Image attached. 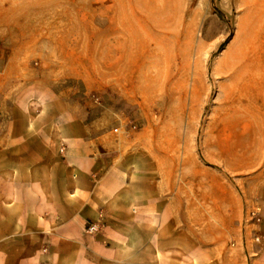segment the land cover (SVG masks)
I'll return each instance as SVG.
<instances>
[{
    "label": "rangeland",
    "instance_id": "obj_1",
    "mask_svg": "<svg viewBox=\"0 0 264 264\" xmlns=\"http://www.w3.org/2000/svg\"><path fill=\"white\" fill-rule=\"evenodd\" d=\"M8 2L12 31L0 33V186L9 180L13 197L3 191L0 215L13 217L14 236L0 237V264H43L48 239L29 229L49 218L56 190L48 171L95 144L121 148L125 170L148 176L170 203L160 213L177 220L152 223L155 264L253 263L264 244V185L247 183L253 171L240 168L241 159L221 155L238 146L221 134L233 118L222 63L247 69V57L260 59L264 12L242 21L250 0ZM252 207L259 223L248 216ZM91 223L99 228L87 234ZM106 226L88 221L64 247L74 239L89 247ZM126 250L99 256L88 248L86 259L139 264L133 244Z\"/></svg>",
    "mask_w": 264,
    "mask_h": 264
},
{
    "label": "crops",
    "instance_id": "obj_2",
    "mask_svg": "<svg viewBox=\"0 0 264 264\" xmlns=\"http://www.w3.org/2000/svg\"><path fill=\"white\" fill-rule=\"evenodd\" d=\"M249 3L250 12L242 21L254 10L264 12V0H250ZM11 10L8 0H0V33L12 31L7 20ZM222 58L223 62L224 55ZM247 58V69L241 61L235 65V60L221 64L224 72H230L225 86L233 103L230 111L233 118L230 123L221 124V134L238 143L228 155H221L241 159L238 161L240 168L248 173L253 171L247 183L262 179L264 185V54L259 56L260 59L254 55L253 59ZM244 84L249 90L242 89ZM120 152L118 147L103 151L95 144L93 148L86 147L78 158L69 156L66 161L70 163L64 167L55 166L48 171L53 174L52 182L48 184L56 190L53 199L48 201L49 218L36 221L29 229L31 234L48 239L49 245L42 251L43 264H95L86 259L88 248L99 256H115L127 252L132 244L139 264L156 263L152 223L174 222L177 218L170 212L160 213V208L166 206L169 210L170 207L163 190L160 192L153 183L147 182L148 176L144 177L137 169L125 170ZM2 185L0 199L4 198L3 191L13 197V184L7 180ZM258 204L264 236V196ZM3 217L0 215V221L6 223V229H0V237L11 238L14 236V219L10 215ZM98 219L107 226L99 238L87 239L89 247L75 239L66 242L67 249L64 247L67 238L80 236L86 222ZM256 253L257 258L251 264H264V244ZM238 264L244 263L239 261Z\"/></svg>",
    "mask_w": 264,
    "mask_h": 264
},
{
    "label": "built area",
    "instance_id": "obj_3",
    "mask_svg": "<svg viewBox=\"0 0 264 264\" xmlns=\"http://www.w3.org/2000/svg\"><path fill=\"white\" fill-rule=\"evenodd\" d=\"M248 216L251 220L255 221L256 223H259L261 221L260 211L258 207H252L251 211L248 213ZM98 228H99V225L97 223H91L86 227L85 232L87 234H93L97 232ZM258 240L259 239L256 238V241Z\"/></svg>",
    "mask_w": 264,
    "mask_h": 264
},
{
    "label": "bare ground",
    "instance_id": "obj_4",
    "mask_svg": "<svg viewBox=\"0 0 264 264\" xmlns=\"http://www.w3.org/2000/svg\"><path fill=\"white\" fill-rule=\"evenodd\" d=\"M238 36H239V33L236 34V36H235V41H236V39H237ZM229 50H231V45L228 46V48L226 49V52H228ZM226 52H225V53H226Z\"/></svg>",
    "mask_w": 264,
    "mask_h": 264
}]
</instances>
